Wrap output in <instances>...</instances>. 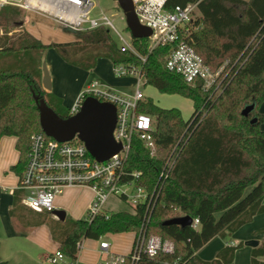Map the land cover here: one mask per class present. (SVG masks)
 Wrapping results in <instances>:
<instances>
[{
  "label": "trees",
  "instance_id": "trees-1",
  "mask_svg": "<svg viewBox=\"0 0 264 264\" xmlns=\"http://www.w3.org/2000/svg\"><path fill=\"white\" fill-rule=\"evenodd\" d=\"M187 3L196 7L180 38L212 71L221 69L207 90L200 79L189 83L167 70L166 57L173 44L151 48L148 38L131 37L135 53L123 52L104 27L74 32L71 41L44 43L23 26L21 8L0 6V138L16 137L19 158L11 169L18 175L32 134L41 130L34 95L59 116H70L60 97L40 87L43 53L48 48L83 69L94 67L99 58L109 59L112 65L138 66L144 84L162 93L180 94L193 104L186 120L177 107H160L151 98L145 97L138 106L153 117L155 152L133 138L125 168L138 170V183L154 193L150 207L140 203L133 211L58 220L26 208L21 203L23 188L14 189L9 214L25 226L46 223L69 260H76L84 238L133 231L134 245L140 233L148 237L154 232L171 241L173 251H158L153 257L141 251L134 261L129 253L120 256L117 264H229L240 244L225 245L211 260L201 259L197 252L214 237L227 239L254 215L264 213V130L260 128L264 119L253 111L241 113L246 105L254 103L256 111L264 102V0H165L164 7ZM253 116L255 123L250 122ZM164 168L165 178L160 177ZM183 215H189L192 223L197 218V226L163 225ZM258 232L264 233V227ZM250 264H264V243L252 249Z\"/></svg>",
  "mask_w": 264,
  "mask_h": 264
},
{
  "label": "built area",
  "instance_id": "built-area-1",
  "mask_svg": "<svg viewBox=\"0 0 264 264\" xmlns=\"http://www.w3.org/2000/svg\"><path fill=\"white\" fill-rule=\"evenodd\" d=\"M6 3L46 18L74 32L99 27L107 28L117 37L121 51L135 53L131 36L129 35L128 38L123 36L104 10H95V0H0V6ZM133 3L139 22L152 31L148 37L149 47L166 43L174 45L166 57L167 70L179 74L189 83L200 79L205 90L211 88L221 69L212 71L203 62L202 57L180 38V31L185 29L192 20L196 4L187 3L166 9L165 0H133ZM140 59L144 61V57L140 56ZM112 71L120 77L137 76L132 93L119 92L100 80L93 79L69 108V114L78 112L82 101L87 96L112 103L116 108L113 137L120 143L121 149L107 160L97 161L77 137L68 141H57L47 136L42 130L34 132L18 182V186L24 190L21 202L26 207L37 212L52 213L55 210L56 196L65 188L74 186H84L92 190L93 201L88 212L90 217L104 212L103 207L111 196L125 200L133 208L140 203H146L147 207H150L154 193L149 194L138 183V178L141 176L138 170L129 171L125 168L133 138L142 141L151 153L155 152L153 117L138 109L140 102L145 99L140 79L142 75L139 67L134 65L114 64ZM175 148L172 149L166 165ZM166 176L167 172L164 168L160 172V177ZM198 222L195 218L192 225L196 227ZM229 243L235 245L233 242ZM99 247L102 252H108L109 243L102 241ZM141 251L153 257L158 251L172 252L173 243L162 240L159 236L145 237L144 233H140L130 252L131 260H136ZM119 260L122 261L120 256H111L107 261H100L97 264H117ZM47 261L49 264H65L66 256L57 249L47 257Z\"/></svg>",
  "mask_w": 264,
  "mask_h": 264
},
{
  "label": "crops",
  "instance_id": "crops-1",
  "mask_svg": "<svg viewBox=\"0 0 264 264\" xmlns=\"http://www.w3.org/2000/svg\"><path fill=\"white\" fill-rule=\"evenodd\" d=\"M32 14H28L27 12L25 15V19L23 20V26L25 27L26 30H27L26 25L29 22H33L32 21L33 18H35V20L46 19L36 14L35 15L33 14L34 15L33 16ZM52 51H53L52 48L46 49L44 53L47 54L46 55L44 54L43 56V61L45 62L47 69L49 70V72H52V74L54 70L57 78V82L56 84H54L55 89L50 91L61 98L63 106L66 108L67 112H69V108L74 104V102L81 94V92H83V90L93 79H98L105 85L107 83L103 80H106L110 83L107 84L109 87H112L118 90L119 92L126 94L132 93L133 89L131 91H126L124 85L116 83V81L112 78V75L110 73L112 63L109 59L105 58L106 60H104L103 58H99L97 59L94 67L90 69H81L80 67L66 63L60 57L58 58L59 60H57V62H55L52 57L49 59L48 53H53ZM88 75L89 77H87ZM15 141H16V137L12 135H4L0 138V241L2 240V235L5 237V239H8L3 246H1L0 244V264H2L1 262H6V264H9L8 260L10 258H13L15 254L20 255L23 258H30L32 254L35 253L38 255L42 263H46L45 260L47 259V257L58 249V243L52 239L48 225L46 223H42L33 226H25L21 224L18 219H16L15 217L9 214V209L13 201V191L18 187V182H19V175L11 169V167L17 163L19 158V152L15 148ZM81 187L84 186H74L73 188L67 187L69 189L67 188L64 189V190L67 189L65 194H62L63 192L61 193L63 196H60V194L56 196L55 209L63 210L65 212L64 219L65 218L78 219L82 215V212H85L87 207L89 211V207L92 203L93 192L90 188L86 187L90 190L91 193L82 194V192L80 191L81 189H78ZM22 193L24 194V191ZM23 194L21 195V198ZM77 194L78 195L82 194L81 195L82 200L81 199L79 200L78 198V201H76L72 206L68 205L69 200ZM110 198L115 199L118 197L111 196L108 198V200ZM108 200L103 207L105 212L111 213V212L123 211V210L111 209L110 206H114L115 201L109 202L110 200L109 201ZM108 202L110 206L109 205L107 206ZM107 207H109L111 210H108ZM133 209L134 208L132 207V210L130 211H133ZM46 213L49 216L57 219L53 214V212L52 213L46 212ZM258 215L260 214L254 215L252 217V220L248 223L253 222L256 217H259ZM43 224H46L47 228H38L41 227V225ZM243 226L244 225H242L241 227ZM241 227L234 232L233 237L235 238H230L228 240L227 239L221 240L222 238L219 239L220 237H214L213 239H211L197 252L198 256L203 260H211L216 256L217 252L220 249H222L225 245L230 244L229 242H233L234 244H237L238 240L241 238L238 232L241 229ZM253 229L254 230H252L251 234H249L247 238H252L255 236V232H256L255 230H257L258 228H253ZM102 241H106V240H102ZM134 241H135V233H134L133 243L130 248V252L133 249L135 243ZM258 245H260V241H258ZM84 246L85 248L80 253L77 254V258L74 264H80L79 263L80 261H86L87 259H89L88 251L90 250L93 254L95 255L97 254L96 249H92L93 245L89 243H85ZM109 249H110V243H109L108 251ZM251 252L252 250L249 253L250 258H251ZM237 255L238 253L236 252L233 261L229 264L239 263L238 258H236ZM91 259L95 260V258H91ZM67 260L68 259L66 258L65 264ZM71 263L72 262H70V264ZM11 264H17V263L12 262Z\"/></svg>",
  "mask_w": 264,
  "mask_h": 264
},
{
  "label": "rangeland",
  "instance_id": "rangeland-1",
  "mask_svg": "<svg viewBox=\"0 0 264 264\" xmlns=\"http://www.w3.org/2000/svg\"><path fill=\"white\" fill-rule=\"evenodd\" d=\"M95 3H96L95 10H99V9L104 10L112 18L114 26L116 27V29L118 31H120V33L123 36L128 38L130 35V32L126 26V20H125L124 13H123L122 9L119 7L118 3L115 0H95ZM23 12L26 15L27 12H25L24 10H23ZM28 14H32V13H28ZM24 19H25V16L23 17V20ZM32 21L33 22H29L26 25L27 30L30 31L35 37H37L38 39H40L44 43L50 42V41H58V42L71 41L75 38L74 32H72L70 30H66V29L62 28L61 26L55 24L54 22H52L48 19L35 20V18H33ZM110 33H111L112 37L114 38V40L118 44L117 37L114 35V33H112V32H110ZM149 42L150 41L148 40V46H149ZM52 50H53L52 51L53 53H48V57H49V59L52 57L54 59V61L57 62V60H59L58 58L59 57L61 58L60 53L54 48H52ZM44 54L45 53H43V56H44ZM103 59L106 60L105 58H103ZM41 69H42V64H41ZM81 69H83V68H81ZM110 73L112 75V78L116 81V83H119V84H122L125 86L126 91H131L135 87L136 82H137V76H122V77L116 76L112 71V67H111ZM49 74H50L51 82H52V89L51 90H53V89H55L54 84H56L57 78H56V74H55L54 70H53V74H52V72H49ZM87 77H89V75ZM96 77H98V76H96ZM140 79H141L142 84H143L142 85V91H143V94L145 97L151 98L153 100V102L160 107H164V108L177 107L180 110L183 119H185V120L191 116V113L193 111V104L189 98L184 97L180 94H176V93H171V94L170 93H162L157 88L153 87L152 85L144 84L143 83L144 82L143 77H141ZM103 81H105L107 84H110L106 80H103ZM40 87L43 88L41 85V81H40ZM110 88H112V87H110ZM254 113L259 114L264 119V103L262 104V106L260 105V107H258L256 111L253 110V114ZM260 128L262 130H264V121L260 125ZM67 189H69V188H67ZM78 189H81L80 191L82 192V194L91 193L90 190L86 187H81ZM66 190H64L62 194H65ZM62 194H60V196H63ZM81 195L77 194L74 197H72L69 200L68 205L72 206L76 201H78V198H79V200L80 199L82 200ZM109 200H108L109 202L115 201L114 206H110L109 202L107 204V206L109 205L111 207V209H113V210H127V211L132 210V206L123 199H120V198L112 199V198H110ZM92 201H93V198H92ZM107 208H108V210H111L109 207H107ZM172 212L175 214H180V212L177 210H173ZM87 213H88V207L85 210V212H82V215L79 218L86 217ZM258 216L259 217H256L253 222L248 223V224L246 223V225L244 224V226L241 227V229L238 231L240 234V237H241L237 242V244H240V246H239V248L236 249V252L238 253V255L236 256V258H238V262H239L238 264H250V254L249 253L253 248L257 247V246H255V247L250 246L246 242H248L250 240H256V241H260V244L264 243V233L258 232V229H260L261 227L264 226V213H261ZM46 226H47L46 224H43V225H41V227H38V228H47ZM253 228H258L257 230H255L256 231L255 236L252 238H247V236L249 234H251L252 230H254ZM151 235L158 236L154 232H151ZM233 235H234V233L229 238H227V240L230 238H235V237H233ZM133 238H134V232L133 231L108 232L106 234H103L98 239H96V238H84L81 241V245H80V249H79L78 253H80L85 248V246H84L85 243H89V244L93 245L92 249H96L97 254L96 255L93 254L90 250V251H88L89 259H87L86 261H80L79 263L80 264H97L100 261H102V262L107 261L109 259V257H111V256H126L130 252V248H131L132 243H133ZM219 239H221V238H219ZM7 240L8 239H5V237L2 235V240L0 241L1 246H3L7 242ZM102 240H106L110 243V249L108 252H102L99 249V243ZM221 240H223V239H221ZM245 251H246V253H245ZM236 252H235V255H236ZM91 258H95V260H93ZM46 260H45L46 263H42L36 253L32 254V256L30 258H23L22 256L15 254V256L13 258H10L8 260V263L11 264L12 262H16L17 264H49ZM91 261H94V262H91ZM70 262H72L71 264H74L75 260L72 261V260L68 259L66 264H70Z\"/></svg>",
  "mask_w": 264,
  "mask_h": 264
},
{
  "label": "water",
  "instance_id": "water-1",
  "mask_svg": "<svg viewBox=\"0 0 264 264\" xmlns=\"http://www.w3.org/2000/svg\"><path fill=\"white\" fill-rule=\"evenodd\" d=\"M115 1L124 13L130 36L133 38H148L152 31L139 22L134 11L133 0ZM70 31L74 32L73 30ZM41 85L47 91L52 88L51 77L44 61H42ZM34 100L39 111L41 130L47 136L57 141H68L77 137L85 144L90 155L97 161L107 160L121 149L120 143L116 142L113 137L116 108L112 103L100 101L93 96H87L82 101L78 112L68 117H61L46 104L42 97L34 95ZM254 106V103L246 105L241 110L242 115L246 116L252 113ZM256 120L257 117L253 116L250 122L255 123ZM53 214L59 220H63L65 217L63 210L55 209ZM191 223L192 218L189 215L173 217L163 221V225L187 226ZM246 243L253 247L258 245L256 240H250Z\"/></svg>",
  "mask_w": 264,
  "mask_h": 264
}]
</instances>
